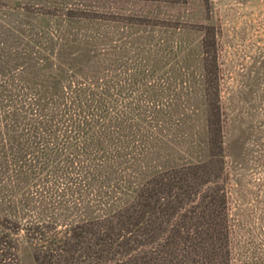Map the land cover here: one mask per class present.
I'll list each match as a JSON object with an SVG mask.
<instances>
[{"label": "trees", "instance_id": "1", "mask_svg": "<svg viewBox=\"0 0 264 264\" xmlns=\"http://www.w3.org/2000/svg\"><path fill=\"white\" fill-rule=\"evenodd\" d=\"M119 2L0 15V264H264V84Z\"/></svg>", "mask_w": 264, "mask_h": 264}, {"label": "rangeland", "instance_id": "2", "mask_svg": "<svg viewBox=\"0 0 264 264\" xmlns=\"http://www.w3.org/2000/svg\"><path fill=\"white\" fill-rule=\"evenodd\" d=\"M111 1L88 0L92 8L100 10L110 6ZM119 1L118 8L113 10L116 13L143 16L168 25V28L160 31L156 29L157 35L170 41H179L185 48L186 58L188 55L192 57L188 62H191L199 51L201 33L195 29L198 24L221 23L226 45L225 61L232 77L229 80L232 90H235L237 95L242 93L251 101L253 92L257 90L255 80L260 78L259 82L264 84V56L260 57L264 52V0H209L213 6L211 20L206 19L207 12L203 0ZM44 2L45 0H0V15L14 11L22 12V8L45 5ZM190 47L193 50H190ZM243 82L250 86L243 88ZM228 91H224V96H227ZM228 139L231 148L236 147L235 150H238L236 144L240 141L239 132L234 128L230 129Z\"/></svg>", "mask_w": 264, "mask_h": 264}]
</instances>
